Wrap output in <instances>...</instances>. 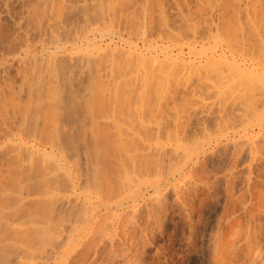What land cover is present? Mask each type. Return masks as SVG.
Wrapping results in <instances>:
<instances>
[{"label":"rangeland","instance_id":"374dc122","mask_svg":"<svg viewBox=\"0 0 264 264\" xmlns=\"http://www.w3.org/2000/svg\"><path fill=\"white\" fill-rule=\"evenodd\" d=\"M0 264H264V0H0Z\"/></svg>","mask_w":264,"mask_h":264},{"label":"bare ground","instance_id":"6f19581e","mask_svg":"<svg viewBox=\"0 0 264 264\" xmlns=\"http://www.w3.org/2000/svg\"><path fill=\"white\" fill-rule=\"evenodd\" d=\"M79 44H80V43H79ZM183 45H184V46H185V45L188 46L187 44H183ZM183 45H180V46L182 47ZM134 46H135V45H134ZM186 46H185V47H186ZM188 47H189V46H188ZM166 48H167V47H166ZM178 48H179V47H178ZM190 48H191V47H190ZM214 48H215V47H214ZM133 49H134V48H133ZM147 49H151V51H154L153 48H147ZM147 49L145 50V52L148 51ZM156 49H158V48H156ZM187 49H188V48L186 47V50H187ZM215 49H216V48H215ZM215 49H214V50H215ZM160 50L162 51L161 48H160ZM180 50H181V48L179 49V51H180ZM188 50H191V49H188ZM156 51H157V50H156ZM177 51H178V50H177ZM179 51H178V52H179ZM181 51H182V50H181ZM211 51H212V50H211ZM148 52L150 53V51H148ZM158 52H159V51H158ZM178 52H176V53H178ZM213 52H214V51H213ZM154 53H155V52H154ZM159 53H160V52H159ZM162 53H163V54H167V52H166L165 50L162 51ZM169 53H170V52H169ZM179 53H180V52H179ZM179 53L176 54V55H181V54H179ZM181 53H183V52H181ZM187 53L189 54V52H187ZM193 53H194V52H193ZM193 53H191V54H193ZM152 54H153V53H152ZM210 54H211V53H210ZM215 54H216V53H215ZM133 55H134V54H133ZM147 55H149V54H147ZM168 56H169V55H168ZM181 56H182V55H181ZM133 57H134V56H133ZM133 57H132V58H133ZM150 57H151V56H150ZM176 57H177V56H176ZM178 57H179V56H178ZM135 58H136V57H135ZM147 58H148V57H147ZM224 58H226V57H224ZM231 58L233 59V57H231ZM146 60H147V59H146ZM151 60H153V59L151 58ZM230 60H231V59H230ZM233 60H234V59H233ZM233 60H232L229 64H230V67H234V68H235L236 66L234 65V61H233ZM235 60H236V59H235ZM139 61H140V60H139ZM154 61H155V60H154ZM175 61H176V60H175ZM224 61H225V60H224ZM144 62H145V61H144ZM166 62H168V61H166ZM153 63H154V62H153ZM161 63H162V62H161ZM172 63H173V62H172ZM172 63H171V64H172ZM238 63H239V62H238ZM238 63H237V64H238ZM155 64H156V63H155ZM175 64H176V63H175ZM172 65H174V64H172ZM227 65H228V64H227ZM175 66H176V65H175ZM143 68H144V67H143ZM231 70H232V69H231ZM231 70H230V71H231ZM52 95H53V94H52ZM56 96H57V95H56ZM56 96H55V98H56ZM52 101H53V100H52ZM54 102H55V100H54ZM51 103L53 104V102H51ZM55 104H56V103H55ZM56 105H57V104H56ZM60 105H61V104H60ZM54 106H55V105H54ZM54 106H53V108H54ZM54 111H55V109H54ZM27 151H28V149H27ZM27 151H26V152H27ZM32 152H33V151H32ZM37 153H38V152H37ZM37 153H36V155H37ZM28 154H29V153H28ZM28 162H29V161H28ZM55 162H56V161H55ZM56 164H57V163H56ZM56 164H55V165H56Z\"/></svg>","mask_w":264,"mask_h":264}]
</instances>
